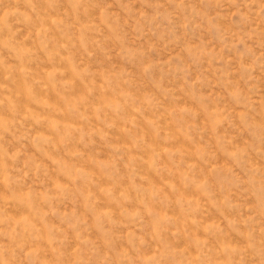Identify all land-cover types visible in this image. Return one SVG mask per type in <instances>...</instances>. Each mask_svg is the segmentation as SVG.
<instances>
[{"label":"rangeland","instance_id":"rangeland-1","mask_svg":"<svg viewBox=\"0 0 264 264\" xmlns=\"http://www.w3.org/2000/svg\"><path fill=\"white\" fill-rule=\"evenodd\" d=\"M0 264H264V0H0Z\"/></svg>","mask_w":264,"mask_h":264}]
</instances>
